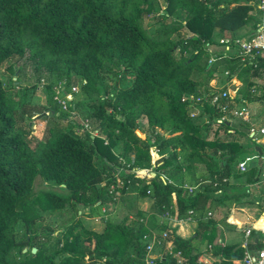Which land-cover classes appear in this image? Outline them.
Instances as JSON below:
<instances>
[{
    "label": "trees",
    "instance_id": "obj_1",
    "mask_svg": "<svg viewBox=\"0 0 264 264\" xmlns=\"http://www.w3.org/2000/svg\"><path fill=\"white\" fill-rule=\"evenodd\" d=\"M159 1L162 12L155 10ZM260 15L256 0H0V69L14 57L22 59L33 68L35 83H45L46 112L53 118L58 114L56 120L70 111L78 114L79 101L85 99L91 110L85 121L90 119L93 126L87 131L75 122L55 124L31 148L17 125L15 102L0 81V264H144V236L151 231L142 222L128 226L102 217L104 229L96 233L74 219L61 231H42L52 243L33 242L42 215L69 205L77 216L79 205L91 209L88 217H98L94 209L130 193L151 198L159 214L197 222L195 235L187 240L164 223L153 228L157 237L166 234L161 242L171 245L154 264H178V258L181 264H202L198 257L204 242L219 257L212 264H233L246 251L260 250L257 231L250 234L247 249L213 244L211 211L238 204L249 194L229 179H243L245 185L257 180L253 170L236 168L245 148L233 133L207 139L182 101L209 93L219 68L241 80L243 102L252 97L264 101V90L256 94V79L261 77L264 86V58L255 68L242 67L239 59L211 55L205 46L215 44L216 31L256 29L260 21L255 16ZM154 24L161 26L149 32ZM8 70L15 74L22 66L13 64ZM75 80L79 90L71 93ZM17 87L11 79L9 88ZM57 89L59 99L67 102L66 111L54 100ZM203 111L212 120L211 108L204 105ZM141 118L149 135L139 129ZM198 166L204 167L206 181ZM145 170L154 176L146 178L140 173ZM37 177L62 192L32 196ZM135 216L144 219L139 211ZM17 225L24 229L21 239L14 235ZM25 248L29 251L22 253Z\"/></svg>",
    "mask_w": 264,
    "mask_h": 264
},
{
    "label": "crops",
    "instance_id": "obj_2",
    "mask_svg": "<svg viewBox=\"0 0 264 264\" xmlns=\"http://www.w3.org/2000/svg\"><path fill=\"white\" fill-rule=\"evenodd\" d=\"M260 21V16H255ZM255 29L251 26H246L238 29L234 32L219 34L217 31L214 33V39L221 38H234V39H246L254 33ZM215 42V41H214ZM216 44L212 47H217ZM219 49V46H218ZM220 79L214 78L210 82L215 83V87L220 83ZM223 81V80H222ZM225 82V81H224ZM252 103V104H251ZM263 102L251 100L247 104L248 117L238 119L237 121H229L226 124V128H223L226 132H231L237 138V141L245 148L243 154L244 157H251V160L247 162L246 168L254 171L255 179L250 185H245L243 179H229V183L237 187L248 188V196L240 200L238 204H232L228 206H217L209 214V218L215 222L216 238L213 244L220 245H238L243 246L244 242L252 238H245L244 231L250 228L252 225L258 222L262 224V214L264 212V136L258 134V129L264 125L263 113ZM255 104V105H254ZM252 105V106H251ZM259 105L261 107V115L258 113ZM241 120V121H240ZM251 131L255 134L252 135ZM223 139L220 136H208L207 139L214 140L215 138ZM262 140V141H261ZM253 142V143H252ZM261 146V147H260ZM251 147V149L249 148ZM255 147L260 148V153L254 155L252 151H255ZM118 153V151H116ZM198 173L202 175V178L206 181L208 175L204 170L203 166H198ZM152 175V174H150ZM154 174L152 175V177ZM258 187L254 193V188ZM253 190V191H252ZM82 210L78 211V218L83 222L84 227L88 230L96 233H101L104 229V223L102 217L112 218L114 223L124 222L128 226H134L142 222L144 227L154 233L155 230L162 225L166 224L167 228L173 230L175 235L183 240H187L195 235L197 230V222L191 219L177 220L173 215L169 213L159 214L153 205V200L149 197L138 198L134 193L124 194L122 197H116L114 203H108L101 208V216L90 218L88 215L91 213V209L88 207L80 206ZM136 211H139L144 219H137L135 216ZM154 219H151V217ZM231 218L232 222H228ZM257 237V236H256ZM153 246L152 257L154 259H160L164 254L171 251V245L167 242H161L160 237ZM259 238L260 235H259ZM250 244V243H249ZM248 244V246H249ZM247 246V248H248ZM211 246L207 245L206 242L199 246L201 252L198 257V262L202 264H212L219 261V257L214 256L211 253ZM178 264H181V259L178 258ZM236 264V263H233Z\"/></svg>",
    "mask_w": 264,
    "mask_h": 264
},
{
    "label": "rangeland",
    "instance_id": "obj_3",
    "mask_svg": "<svg viewBox=\"0 0 264 264\" xmlns=\"http://www.w3.org/2000/svg\"><path fill=\"white\" fill-rule=\"evenodd\" d=\"M155 10L157 12L164 11L163 1L158 2ZM160 26H161L160 24L159 25L154 24V26H151V28L149 29V32L155 29H158ZM181 32L183 36L186 34L185 32H183V30ZM171 39L173 41H176L177 37L173 35ZM219 39L215 38L214 40L215 44H216V41H218ZM211 50H212L211 55H217L219 53L218 46L212 47ZM13 64L22 66V71L21 72L16 71L15 74L9 72L8 67ZM223 71H224L223 68H219L218 72H216L217 78L221 80V81L219 80L220 83L217 86L218 89H227L228 87L225 84L227 83V81H226L225 75L223 74ZM19 73H21V75ZM197 77L198 75L196 74L192 76V78L194 79ZM259 78L260 79H256V83L258 84V88L256 91L257 96L261 95L262 91L264 90L261 77ZM11 79L14 85L18 86L17 88H12V89L9 88L11 86ZM0 81L2 82L3 86L8 89V95L15 102L14 109H15L17 125L19 128H21L26 133V140L28 141L31 148H34L38 143L44 141V139L47 137L48 130L54 127L55 124L60 127H67L69 125L68 124L69 122H75L77 124L83 125V128L85 127V130L92 131L93 126H92L91 120L88 119L87 121H85L88 118V116L91 114V110L87 107L85 103L86 101L85 99H81L79 101L80 112L78 114L75 113L74 111H70V114H69L70 116H65V117H62L56 120V116H58V114H56L55 117L53 118L52 113L46 112L47 104H46V94H45V83L42 80L39 83H35V74H34L33 68L29 64L24 65V62L22 59H18L14 57L11 60L4 62L0 69ZM235 82L237 84L242 83L239 78H235ZM106 83L113 85L114 81L113 79H107ZM33 84L34 85L36 84V89L34 90H32L31 88ZM79 86H80V82L78 80L73 81L72 86H71V93H77L79 90ZM22 88H25V90H23ZM252 100H255L254 97H252ZM61 109L64 110L62 107ZM261 113L262 111L259 105L257 116L259 114L261 115ZM42 114H44V116H41ZM262 117L264 118V116ZM191 119H192L191 121L195 125H198L201 127V135L209 136V137L212 135L213 136L221 135L223 137L224 135V138H225V130L223 128H220L219 126L217 127L215 125L210 126L211 122L208 120V114L206 113V111L201 116H195ZM237 120L238 119H233V121H237ZM138 125H139L140 131H142L144 135L150 134L149 130L147 129L146 121L144 119L142 118L139 119ZM249 148L251 149V147ZM49 190H53L56 192H62L59 189V187L54 186L51 183H46L41 178L37 177L34 181L31 195L35 196L40 192L49 191ZM257 190H259V188L255 187L254 193ZM76 207L78 211L79 209L82 210L79 205H77ZM100 210L101 209H98V208L96 210L94 209V211L97 212L98 214L102 213ZM74 219H77L80 222L81 226L84 227L83 222L79 220L78 215L77 216L74 215L69 205H66V207L63 210L58 211L51 216L42 215L41 219L34 226V229H36L39 233L38 237L34 238V241H33L34 244L39 246L41 243H47V245L52 243L51 240L48 241L46 238L45 239L43 238V236L41 235L42 231H44V229L46 228H49L52 231H61L63 228L69 225ZM84 228L87 229V227H84ZM23 232H24V229L22 228V226L17 225L14 229L15 238L21 239ZM24 250L25 252H27L29 251V248L23 249L22 253H24Z\"/></svg>",
    "mask_w": 264,
    "mask_h": 264
},
{
    "label": "built area",
    "instance_id": "obj_4",
    "mask_svg": "<svg viewBox=\"0 0 264 264\" xmlns=\"http://www.w3.org/2000/svg\"><path fill=\"white\" fill-rule=\"evenodd\" d=\"M258 5V9L261 11L260 22L257 24V27L254 33L246 39H234L223 37L217 41V45L219 46V53L222 54L226 59L237 58L239 59V63L242 67L244 66H252L256 67V63L259 59L264 58V0H256ZM207 52L211 53L212 46L206 44ZM212 58V56H211ZM212 62V59L209 60V63ZM225 75L227 83H225L228 87L227 89H218L215 87L214 82H210V92L202 97H185L182 99L183 102H186V107L188 108V114L190 120L195 116H201L204 111V105L211 108L213 113L212 121L210 120V126H220L224 123H228L233 119H242L248 117L249 113L247 110V104L243 102L241 96L239 94V90L242 84H237L235 82L236 75H230L227 70L223 71ZM225 88V87H224ZM232 88V89H231ZM58 90H56V96L54 100L64 109L67 110V102L66 100L59 99ZM67 99V95H66ZM264 104V103H263ZM264 113V107H263ZM213 123V124H212ZM85 130V127H84ZM258 134L264 136V125L258 129ZM251 134L254 135L255 132L251 131ZM251 160V157H244L240 160L236 168L240 172L246 171L247 162ZM144 175L146 178H150L151 175L148 170L144 171ZM262 219L264 220V212L262 214ZM257 231L261 237L262 248L255 252L246 251L244 257L239 261H234L236 264H264V225H258V222L252 225L250 228L244 231L245 238H249V235L253 232ZM167 236L163 233L160 236V239L163 240ZM158 237L150 232L144 236V240H146V248L144 255V264H154V258L152 257L153 246L155 242L158 241ZM249 240L245 241L243 247L247 249Z\"/></svg>",
    "mask_w": 264,
    "mask_h": 264
},
{
    "label": "water",
    "instance_id": "obj_5",
    "mask_svg": "<svg viewBox=\"0 0 264 264\" xmlns=\"http://www.w3.org/2000/svg\"><path fill=\"white\" fill-rule=\"evenodd\" d=\"M263 24H264V17H263ZM263 107H264V104H263ZM41 116H44V114H42ZM255 151L257 152V153H260L261 151H260V148L259 147H255ZM141 174H144V171H142V172H140ZM153 175V174H152ZM151 175V176H152ZM228 222H232V219L231 218H229L228 219ZM24 252H25V250H24ZM35 252V249H32V253H34Z\"/></svg>",
    "mask_w": 264,
    "mask_h": 264
},
{
    "label": "bare ground",
    "instance_id": "obj_6",
    "mask_svg": "<svg viewBox=\"0 0 264 264\" xmlns=\"http://www.w3.org/2000/svg\"><path fill=\"white\" fill-rule=\"evenodd\" d=\"M261 141H262V140H261ZM261 222H263V220H262ZM262 225H264V222L262 223Z\"/></svg>",
    "mask_w": 264,
    "mask_h": 264
}]
</instances>
